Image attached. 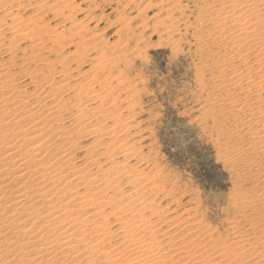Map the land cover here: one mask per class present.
I'll return each instance as SVG.
<instances>
[{"label": "rangeland", "instance_id": "1", "mask_svg": "<svg viewBox=\"0 0 264 264\" xmlns=\"http://www.w3.org/2000/svg\"><path fill=\"white\" fill-rule=\"evenodd\" d=\"M12 1L14 2L15 7L12 9L14 15L17 14L18 18L21 13V16H23L26 21L29 19L28 22H30V27H32L36 21V25L32 27L36 33L35 35H37L34 36L41 37L45 40L42 41L45 43H42L41 45L46 48L43 51V59L45 60V58H47L45 60L46 63L37 61L30 65L32 70L37 66L39 67L37 68L40 69L38 70V74L43 72L39 74L41 79L44 80L42 84L45 83L47 85V81L49 80V83L51 82L50 84L56 83L57 78V82H63L60 84L57 83V85L63 86L65 84L61 87L63 88L61 90V92L63 91V95L60 94V98L62 100V98L66 99L67 97L66 100H62L64 102L63 105H66V107H68V105L71 107L75 104L77 100L76 96L78 95L75 92L80 93L79 91L84 90V92H81L82 101L85 100L86 102L87 99L84 98L89 95H91L89 98L94 100L91 102L93 111L87 112L86 117L89 119L94 115L95 117L88 120L87 124L93 125V123H95L93 121L96 119V121L98 120V123L100 121L102 125L105 124L112 129L110 131L111 136H102L104 134L100 133V136H97L99 134H95L96 137L95 135H92L89 138L83 137V140L82 138L78 140H81V146L87 145V148H97L96 150L93 149L94 151H97L98 148L101 150L108 149L104 152L105 155L102 152L96 157L100 160V162L98 160V164L102 167L97 165V167H91L89 169H92V171L95 172L96 170L94 169H99L100 167L102 170L100 169L99 173L102 171L100 174L103 176L106 175L109 167L111 169V167L114 166L119 167L125 165L126 171L133 170L131 171L132 173L130 172V176L127 175L126 178L114 174V176L117 177V180L121 177L120 180L123 181L121 182L118 180L119 183L115 181L114 184L116 187L118 186V188H120H117V191H115L116 187H114L115 185L112 183L110 184L112 187L108 185L104 188L105 190L106 188L108 191L110 190L109 192L107 190L106 192H99L104 193L100 194V197L102 196L104 200L105 197L106 199L109 198V200H105V203L103 204L108 205L109 203V205L104 206L105 208L101 206V208H103H100L99 210H103L105 214V217L103 215L102 218V222L104 223L105 221L107 224L105 226L110 227L111 231H115V233L114 231L112 232L113 237H116V235L119 236V234H117L118 222H115V219H118V217L126 219L127 217V221L143 220V223H147L144 227L152 222L154 226L151 224L149 226H156L155 229L159 230L158 235L161 236L163 234H168V237H173V239L175 238L174 240L177 239L176 241H173V244L178 245L181 241L182 246L190 245L191 247H189V249H193L192 246L195 245V256H199L200 258L203 256L202 259H205L207 255V258L211 261L214 258V263L229 264L232 259H238V261H235V263L233 260L231 264H257L258 261L261 263L260 261L264 260V257L262 256L264 254L261 253L262 255H258L260 254L258 249L255 252L256 254L251 253L252 257L250 256V253H248L244 258L246 261L243 258L234 257L235 255L233 254H236L234 250L235 248L237 249V247H248V241H251L249 243V245H251L249 248L255 247L256 245H254V243L262 244L261 241H264L261 238L263 235L261 231H264V229L260 227V223L256 224L258 223L257 221L260 220V215L258 213H260L259 211H261L263 207L259 201L253 198V195H256L255 193L262 190L261 187H263L264 155H261L262 157L258 156L259 158H252L250 155L251 151H246L249 148V145L246 146V144H248L247 134L244 133L247 137H245L244 134L236 135L238 131H243L242 128L244 126H240V121L243 117L240 116V114L233 116L234 114H229V110L225 109V106L222 105L224 108L221 107L222 102L225 104L226 101L228 102L230 99H237L236 102L239 101V107L241 108V102L245 101L247 95L245 92L243 93L245 90H242L241 93L238 91V96L237 94L235 96L226 93L227 91L223 88L218 89V84L221 83V81L223 82L230 79L234 74H241L240 76L249 77L247 74L248 68L256 66L253 58V53L255 51L247 49L246 53H251V56L247 62H243V56L241 53H236V50L232 49V47L236 45V41L230 39L231 37L228 36H226L225 39L217 36V32L223 27L215 25L214 21L207 18L205 8L210 3L206 2L207 0ZM12 1L9 0V2ZM28 2L29 5H27ZM19 4L20 6H17ZM5 8L11 10L9 6H6ZM15 9H18L17 12ZM1 13L2 11L0 10V20H4L5 18ZM9 17L6 18L8 20L4 21L10 23L13 17ZM38 18L40 20H38ZM39 29H45L44 31L46 32V35ZM18 33H20V31ZM61 35H64L63 38ZM47 38H49V41ZM50 38L52 41H50ZM57 40L59 41L58 44ZM25 42H23L22 47H27L29 49V45L31 46L30 41ZM58 46L60 48H57ZM244 53L245 52H243V54ZM6 57V54H4L3 58L5 59ZM66 57H68V60L71 58L69 62L65 59ZM62 62L64 63L62 64ZM17 64H20V62ZM58 64H62V68ZM45 66L49 67L52 71L45 68ZM18 68L19 66H15L12 68V72L16 74ZM60 69H63V71L66 69V71L63 72L60 71ZM232 71H234V73ZM48 73L50 74L48 75ZM55 73L59 74L60 77ZM228 73L229 75L231 73V75L229 76ZM255 73V70L251 72L252 75ZM51 74H53V78L50 76ZM62 75H64L63 79L66 81L60 79L63 77ZM254 78H256L257 81L259 80L257 76ZM22 80V85H27L32 89V87L29 86V79L27 77L24 79L22 78ZM71 83H74L75 86ZM45 84H43L44 87H46ZM50 84H48V86ZM82 84L86 86L89 85V87L86 88L84 85L83 87L80 86ZM57 85L54 84V86ZM243 86H245V83H243ZM77 87L84 89L78 90ZM74 88L76 89L74 90ZM85 88L89 90V92L85 91ZM255 89L257 88H251L250 93H252V91L255 93L253 92L254 94L252 93L250 96L254 97L253 95L259 93ZM64 90L66 91L65 93ZM92 90L93 94H90L92 93ZM70 92L73 93L71 94ZM87 94L89 95L87 96ZM243 94L245 95L241 97ZM69 96L71 99H69ZM263 96L264 94H261L260 96L262 100L264 98ZM62 101L60 103H62ZM69 102H71V105ZM212 102L214 103L213 105H211ZM250 104L252 105V109H256L255 100L250 102L249 105ZM248 107L249 106L246 108L245 105L244 109L248 110ZM107 110L110 111V115L105 113ZM220 110L223 111L221 112ZM101 111H103L102 114ZM219 111L221 113H219ZM90 112H92L93 116ZM97 113H100L101 115H97ZM106 114L107 116L109 115L107 118L105 117ZM227 116L229 117L227 118ZM108 118L110 119L108 120ZM117 119L119 124H116ZM232 119H236L235 122L232 121ZM241 122L243 123V121ZM100 123L99 126L102 127ZM107 126H103L104 132L110 130L109 128L106 129ZM239 126L242 128H239ZM250 127L252 128L251 131H253V126ZM247 131L249 132V130ZM234 136L236 139L238 138L237 141ZM238 136L242 138L245 137L246 141ZM92 138H94V140ZM112 139L116 142H111ZM100 141H103L104 144ZM124 142H126V144ZM94 143L96 146V143H99L101 146L99 145L95 147ZM118 144L119 147L126 145V147H128L126 148V151L131 149L126 152L125 159L119 157L121 155L117 147ZM84 147L86 148V146ZM133 148L135 149L133 150ZM109 150L112 151V154ZM108 151L109 153H107ZM84 154L88 155V153L82 152L79 153L78 157ZM82 157V159L78 158L77 160L78 167H82V165L84 166L86 162L85 160L88 158V156ZM109 158L115 163L118 161V165L114 163L110 166ZM249 158L251 159L249 160ZM105 161L108 164H106ZM101 162H103V165H101ZM253 165L255 168H253ZM258 165L262 167V171L259 174L256 172L259 170L257 168ZM107 167L108 170L106 169ZM103 169H105L104 172ZM255 169L257 170L255 171ZM121 170L118 171L120 172ZM99 173L97 172L96 175L102 176ZM110 175L113 176V173L106 175L108 178H111L109 180L114 179V176L112 178ZM124 181H126L127 185ZM131 181H135V184L133 183L134 186L130 183ZM151 185L153 186L151 187ZM260 185L262 186L260 187ZM101 189L102 187L99 191ZM140 189H142V191ZM84 190H86V188ZM140 192L141 197L139 195ZM107 194H110L111 197L115 196L116 198L114 197L113 199V197L111 198L110 195L108 196ZM121 194L123 197L127 194L126 198L128 196L129 201L136 197L139 199L143 198L141 201L145 203L143 204L144 208L139 207L138 209V206H133L134 209H138L136 210L137 212L141 211V213L138 212L139 216L134 209L132 211L128 208H126L128 210L122 211V215H116L119 214L117 209L119 207L116 208L113 204H115L116 201L118 202L119 199L121 200ZM136 194H138V196ZM131 196L133 198L130 199ZM250 198L252 199L248 200ZM126 201L129 202L127 199ZM110 205L113 206L111 207ZM89 206L86 207V212L90 214L96 209H94L93 206ZM246 206L248 207L246 208ZM148 207L149 209H147ZM153 209H155V211ZM141 215L145 218H141ZM113 216L118 217L114 218ZM129 216L136 217V219ZM115 227L117 228V231ZM165 230L168 231L166 232ZM139 231L141 232V230L136 231V235L142 238L149 233L147 231L146 233L141 232L140 234ZM163 231L164 233L160 234ZM261 233L262 235H260ZM181 236L185 242L188 238L189 242L185 244L184 240L181 239ZM199 236L203 237L199 239L200 243H197L196 241L198 240L196 237L199 238ZM193 237L194 241L189 239H193ZM145 238H147V236H145ZM118 239L119 237H116L112 239V241L115 243L119 241ZM256 239L258 241H256ZM201 243H203V246L200 245ZM234 244L235 247H232L231 249V246H234ZM224 245L227 247L225 246V249H221L220 247L222 246L224 248ZM162 247L167 248V243H164ZM195 247H197V249ZM202 248L206 251V255H204L205 252L201 251ZM196 250L201 252L196 253ZM230 253H232L231 256L233 255V257L230 256ZM225 254L228 255L229 259ZM208 255L210 257H208ZM248 256L249 259H247ZM260 256L261 258H259ZM241 260L244 261L242 262ZM206 261H208V259ZM239 261L241 263H239Z\"/></svg>", "mask_w": 264, "mask_h": 264}, {"label": "bare ground", "instance_id": "2", "mask_svg": "<svg viewBox=\"0 0 264 264\" xmlns=\"http://www.w3.org/2000/svg\"><path fill=\"white\" fill-rule=\"evenodd\" d=\"M206 2L210 3V4L208 3L209 5L206 6V8L204 7L205 13L207 14V18H209V20L214 21L215 25H218L219 27H221V26L223 27L222 29H220L221 32L220 31L217 32L218 33L217 36L220 38H223V39H225L226 36H228V37H231L230 39L235 40L236 45L233 46L232 49H235L236 53L237 52L241 53V55L243 56V58H242L243 62H247L249 60V57L251 56V53H246L247 49H251L252 51H255L253 53L254 54L253 58H254L256 66L250 67V68L247 67L248 70L246 68V70L248 71L247 74L249 75V77L248 76H240L241 74L240 75L234 74L231 76L230 79L223 81V82L221 81V83L218 84L219 86L218 85H215V86H218L219 87L218 89L223 88L227 91L226 93L232 94L235 96H236L238 91H240V93H241L242 90H245V91H243V93L245 92L247 94L245 97L246 99H245V101H242L244 103H242L240 101L242 104V105L241 104L240 105L243 108L239 107V103H238L239 101L236 102L237 99L232 100L230 98H229L230 100L228 102L226 101L225 104L222 101L226 100V99H223L221 101L223 103V104L221 103V107H222V105L225 106V109L229 110V114L230 113H232V115L234 114L233 116H237L240 114V116L243 117L241 120V121H243V123L240 121L241 125L238 124L242 127L244 126L243 128L239 126V128H242L243 131H241L238 128L240 131H238V133H236V132L235 133H236V135L237 134L241 135L244 133L247 134L248 144H246V146L249 145V148L247 147L248 149L246 151L247 152L251 151L250 155L252 156V158L258 157V156L262 157L261 155H264V98L262 100L260 96H261V94H264V0H218V1L217 0H207ZM27 5H29V2ZM41 5H43V4H41ZM6 6H9V8L11 10H9L8 8L6 9L5 8ZM17 6H20V4ZM13 7H14L13 1L9 2V0H0V10L2 11L1 14H3V17L5 18V19L4 18L3 19L8 20L6 18H8L9 16H10L9 18H11V16L13 17L11 19L10 23H7L4 20H0V264H221V263H214L213 262L214 258L212 259V261L209 258H207L206 251H204L203 248L201 251L205 252V254H204V255H206L205 259H202L203 256L201 254H200L202 256L201 258L199 256L198 257L195 256V250H194L195 245L192 246L193 249H189V247H191V246L190 245L189 246H186V245L182 246L181 241H180L181 244L180 243L178 245L173 244V241H176L177 239L174 240L175 238L173 239V237L172 238L168 237L167 236L168 234H163L161 236L158 235L159 230L155 229L156 226L153 227L154 225L151 221H150L151 223H149V225L150 224L153 225L152 227H150L149 225L144 227V225L147 223L146 222L143 223V220L142 221H129V220L127 221L126 220L127 217H126V219L125 218L124 219L119 218L118 216L122 215V211H126L128 209L133 211L135 206H138V209H139V207L144 208L143 204H145V203L141 201L143 198L139 199L136 196H135L136 198H133L131 196L130 199L131 198H133V199H131L129 201V197L127 196V198H126L127 194L124 197L122 196V194L120 195L121 200L119 199V201H118L119 203L117 201L116 202L113 201V202H115V204H113V205L116 206V208L119 207V208H117L119 214H116V215H118L117 216L118 219H115L116 220L115 222H118L117 223V226H118V233L117 234H119V236L116 235V237H119V239H118L119 241L115 242V243L112 241V239L116 238V237H113L112 232L114 230L111 231L110 227L105 226V225H107L105 223V221H104L105 224L102 222L103 215L105 217V214H104L103 210L102 211L99 210L101 208V206L104 207L107 205V204L106 205H103V204L105 203L104 201L105 200L108 201L109 198L106 199V197H105V200H104L102 198V196L100 197V194H104V193H99V192H101V191L106 192V190L108 191L107 188H106V190L104 189L105 186H108L112 183H113V185H115L114 184L115 181H117V183H119L118 180L121 179L120 176H122L123 178H126L127 175L130 176V174L132 173L131 171H133V170L129 171L127 169L128 171H126V166L124 164H122L124 166H119V167L114 166V167H111V169L108 166L109 170L107 167L106 169L108 171H107L106 175L113 173V176H114V174L115 175L118 174V175H120L119 176L120 178L118 180L116 179L117 177H115V176H114V179L109 180L111 178H108V176H106V175L103 176L102 174H100V173H102V171L99 173V170L101 169L100 167H102V166H100L98 164L99 159L96 157L98 155H100V153H102V152L104 154V152L108 149L106 148V150H101L98 148L97 151H94L93 150V149H95L94 147L92 149L91 147L87 148V145H84V146H86V148H85L83 145L81 146V142H80L81 140L80 141H78V140L80 138H82V140H83V137L89 138L90 136L95 135V134H99L97 136H100V133L104 134L102 136H109V135L111 136L110 131L112 129H110V127H108L105 124L102 125L99 121V123L102 125V127H100L98 120L96 121V119H95V121H93V122H95V123H93V125L87 124L88 120L95 117V115L93 116L92 112H90V114L93 116L92 118L89 119L88 117H86L87 112L93 111V107L91 106V102L94 100L89 98V97H91V95L87 94V96L88 95L89 96L84 98V99H87V101L86 102H85V100L82 101L83 99L81 97L82 96L81 92H84V90H83L84 88L81 89V87L80 88L77 87L78 90L79 89L83 90V91H79L80 93L73 91V92L78 94V95L76 94L77 100H76L75 104L72 105L71 107H69V105H68V107H66V105H63V103H64L63 101L66 100L67 97L65 96L66 99L62 98V100L64 99L63 101L60 98V94L63 95V93H62L63 91L61 92V90L63 88H61V87H63L65 84L63 86L57 85V83L60 84L63 82H60V83L57 82L58 81V78H57L56 83L50 84L51 83V82L49 83L50 80L47 81L45 79L48 82V84H50V85L48 86V84L46 85L45 83H43L46 85V87L48 86L47 88L44 87V85L42 84V82H44V80L41 79V77L39 75L40 73H43V72H40L38 74V70H40V69H37V68H39L38 66L36 68L32 67V68H34L33 70L30 68V65L34 64L33 62L41 61V62L46 63L45 60L47 58H45V60L43 59V57H44L43 51L46 48L41 45L42 43H45V42H42L44 39L41 37L40 38L35 37L37 35H35L36 33L32 27H34V25H36L35 24L36 21H35L34 25L32 27H30L29 26L30 22H28L29 19H27V21H26L23 18V16H21V13H20L19 17L17 18L18 15L17 14L14 15V12H12ZM17 10H16V12H17ZM71 10H72V8H71ZM31 15H32V13H31ZM68 16H69V14H68ZM38 20H40V19L38 18ZM72 24H74V23H72ZM39 30H41L42 33L44 32V34L46 35V32L44 31L45 29H39ZM19 31H20V33H18ZM68 31H70V30H68ZM51 34H52V32H51ZM214 35H216V34H214ZM61 36H59V37H61ZM63 36H62V38H63ZM47 39L49 41V38H47ZM64 39H65V37H64ZM25 41H30L31 46L29 45V49L27 47L26 48L22 47L23 42H25ZM50 41H52L51 38H50ZM51 43H53V42H51ZM58 43H59V41L57 42V44ZM57 48H60V47L58 46ZM99 48H97V49H99ZM61 49H62V46H61ZM82 50H83V48H82ZM243 52H245V53L243 54ZM4 54H6V56H7L5 59L3 58ZM67 58L68 57H66L65 59H67ZM70 59L71 58H69V60ZM69 60H68V62H69ZM18 62H20V64H17ZM47 62H48V60H47ZM63 63L64 62H62V64ZM62 64H58V65L61 66ZM43 65H45V64H43ZM52 65H50V66H52ZM15 66H17V67L19 66L16 74H14V72H12V68H14ZM55 66H57V65H55ZM246 66H248V65H246ZM45 68L50 69L49 67H46V66H45ZM61 68H62V66H61ZM66 69L64 71H66ZM43 70H41V71H43ZM254 70L256 71V73L254 75H252L253 73L251 74V72ZM57 71H58V68H57ZM60 71H63V69L62 70L60 69ZM70 71H72V70H70ZM232 72L234 73V71H232ZM53 73H54V71H53ZM46 74H47V72H46ZM49 74L50 73H48V75ZM55 74H57V73H55ZM62 74H64V73H62ZM52 75L53 74H51L50 76H52ZM57 75H59V74H57ZM92 75H94V74H92ZM96 75H98V74H96ZM228 75H229V73H228ZM230 75H231V73H230ZM62 76L63 77L60 79H62V81H63L64 75H62ZM256 76L259 79L258 81L256 80V78H254ZM25 77H27L29 79V86H31L32 89H30V87H28L27 85H22L21 80H22V78L24 79ZM59 77H60V75H59ZM42 78H45V77H42ZM52 78H53V76H52ZM64 81H66V80H64ZM243 83H245V86H243ZM54 84H56L57 86H54ZM71 84H73V86H75L74 83H71ZM69 85H68V87H69ZM83 85L84 84H82L80 86L83 87ZM84 86H86V85H84ZM87 87H89V85L86 86V88ZM252 87L253 88L256 87L257 89H255V90L259 92L255 95H253L254 97L250 96L254 92V91H252V93H250L251 92L250 90ZM67 89H66V91H67ZM71 89H72V85H71ZM75 89L76 88H74V90ZM66 91L64 90V93ZM85 91L89 92V90H87V89ZM220 91H222V90H220ZM73 92H70V93L72 94ZM91 92L92 93H90V94H93V90ZM224 94H225V92H224ZM68 95H70V94H68ZM244 95L245 94H243L241 97H243ZM220 96H221V94H220ZM237 96H238V94H237ZM226 97H228V96H226ZM233 98H234V96H233ZM69 99H71V97ZM93 99H95V98H93ZM227 100H228V98H227ZM243 100H244V98H243ZM254 100H255L256 109H252L251 108L252 105L251 104H250L251 106L249 105V103L253 102ZM61 101H62V103H60ZM213 102L216 103L215 101H213ZM213 102L211 105L214 104ZM70 103L71 102H69V104ZM245 105H246V108H247V106H249L248 110L244 109ZM218 107L221 108L220 106H218ZM222 108H224V107H222ZM250 108H251V110H250ZM107 111H105V113L109 114L110 111H108V112ZM220 111H219V113H221L223 110L221 112ZM102 112L103 111H101V114H102ZM241 113H242V115H241ZM90 114H88V115H90ZM98 114H100V113H97V115ZM108 116L106 114L105 117L107 118ZM111 116H112V114H111ZM228 117L229 116H227V118ZM110 118H112V117H110ZM110 118H108V120ZM117 118H119V117L117 116ZM227 118H225V119H227ZM97 119H99V118H97ZM102 119H103V117H102ZM119 120H120V118H119ZM235 120L232 119V121H234V122H235ZM117 123H118V119H117L116 124ZM103 126H107L106 129L109 128L110 130H107L104 132ZM250 126H253V131H251L252 128ZM236 128H237V126H236ZM246 129L249 130V132ZM124 131H126V130H124ZM112 134H115V133H112ZM244 136L247 137L245 134H244ZM95 137H96V135H95ZM238 137H240V136H238ZM245 137H243V138L240 137V138L245 140ZM92 139L94 140V138H92ZM96 139H95V141L97 142ZM109 139H111V138H109ZM235 139H236V137H235ZM237 139H236V141H237ZM117 140H119V139H117ZM113 141H115V140L112 139L111 142H113ZM123 141H125V140H123ZM245 141H243V142H245ZM100 142L103 143V141H100ZM247 142H245V143H247ZM124 143L126 144V142H124ZM133 143H134V141H133ZM96 144H97V146L100 145L99 143H96ZM94 146L97 147L95 145V143H94ZM102 146H104V145H102ZM105 146H106V144H105ZM117 147H118V150L120 151V155H121L119 157L125 159L126 158V152H128V150H129L128 149L126 151V148H128V147H126V145H122L119 147V144ZM134 149L135 148H133V150ZM116 150H117V148H116ZM79 151L86 152V153H88V155L84 154V155H81L80 157H78L79 153H82ZM109 151L107 153H109ZM114 151H115V149H114ZM110 153L112 154V151H110ZM133 155H132V157H133ZM250 155H248V156H250ZM82 156H85V157L88 156V158H86V160H85L86 162H85L84 166L82 165V167H78L77 160H78V158H81ZM258 158H256V159H258ZM250 159L251 158H249V160ZM108 160H110V162H109L110 166H112L115 163V162H113V160L111 161L110 158ZM123 161H125V160H123ZM99 162H100V160H99ZM258 162H260V161H258ZM101 163H102L101 165H103V162H101ZM105 163H106V161H105ZM117 163H118V161H117ZM117 163H115V164H117ZM119 163H120V161H119ZM106 164H108V163H106ZM97 165L100 167H99V169H94V170H96L95 171L96 173L93 172L92 169H89L91 167H97ZM258 166H257V168L259 170L255 169V171L257 170L256 172L259 174L262 171V167H260V166L258 167ZM253 168H255L254 165H253ZM263 168H264V165H263ZM104 170L105 169H103V172H104ZM118 170H121V171L119 172ZM97 172L102 176H97L96 175ZM119 173H121V174H119ZM251 173H253V172H251ZM113 176L110 175V177H112V178H113ZM134 177H135V175H134ZM103 180H104L105 184L103 183ZM135 181L130 182L132 184V186H134ZM121 182H123V181H121ZM124 182L126 183V181H124ZM152 184H154V183H152ZM83 185H84V188H83ZM126 185H127V183H126ZM262 185L264 187V183ZM262 185H260V187ZM123 186H125V185H123ZM152 186L153 185H151V187ZM101 187L104 190L101 189L99 191V189ZM114 187H116V185ZM135 187H133V188H135ZM263 187H261L262 190H259L258 192L255 193L256 195H253V198H255L257 201H259L261 206L263 207L262 210L259 211L260 213H258L260 215V217H259L260 220L257 221L258 223H256V224L260 223V227L264 229V188ZM85 188H86V190H84ZM117 188H118V186L116 187V190L115 189L114 190L117 191L118 189H120V188H118V189ZM111 190L113 191L112 188H111ZM140 190L142 191V189H140ZM112 191H111V194H112ZM119 191H121V190H119ZM137 193H139V192H137ZM136 195L138 196V194H136ZM139 195L141 197V192ZM110 197H111V195H110ZM112 197L114 199L115 196H112ZM126 199L129 202H127ZM251 199L252 198H250L248 200H251ZM111 201H112V199H111ZM257 201H255V202H257ZM113 202H110V203H113ZM246 203H248V202H246ZM108 205H109V203H108ZM258 205H259V203H258ZM87 206H89V207L93 206L94 209H96V210L92 211L89 214L86 212ZM111 207H110V209H111ZM247 207L248 206H246V208ZM113 208H115V207H113ZM126 208H128V209H126ZM256 208H257V206H256ZM138 209L135 208L134 210L136 211ZM147 209H149V207ZM153 210L155 211V209H153ZM255 210H257V209H255ZM138 212L141 213V211H138ZM138 212L136 211V213H138ZM253 214H255V213H253ZM112 215H115V214H112ZM112 215H111V217H112ZM138 216H139V213H138ZM129 217L132 218L133 216H129ZM140 217L145 218V217H143V215H141ZM134 218L136 219V217H133V219ZM99 219H100V221H99ZM255 219H253V220H255ZM148 220H147V222H148ZM251 222H252V220H251ZM251 226H252V224H251ZM258 229H259V227H258ZM137 230H141V232H143V233H146L148 231L149 232L148 235L147 234L145 235V236H147V238H145L144 235H143L144 238L136 235ZM256 230H257V228H256ZM116 231H117V228H116ZM186 231H187V229H186ZM259 231H257V232H259ZM141 232H140V234H141ZM172 232H174V231H172ZM261 232L263 233V235L261 233L260 235H262V237L261 236L260 237L262 238V240H264V231L262 230ZM114 233H115V231H114ZM162 233H164V231L161 232L160 234H162ZM195 234H197V233H195ZM184 235H186V234H184ZM171 236H174V235H171ZM191 237H192V235H191ZM194 237H195V235H194ZM194 237H193V239L192 238H189V239L194 241ZM201 237H203V236H201ZM201 237L200 236H199V238L196 237V239L198 240V241H196L197 243L200 241L199 239ZM209 238H210V236H209ZM181 239H183L182 236H181ZM256 241H258V240L256 239ZM188 242H189L188 238H187L186 242L184 240L185 244ZM201 242H203V241H201ZM248 242L250 243L251 241H248ZM164 243H167V246H168L167 248L162 247V245ZM231 243H232V241H231ZM249 243H248V247L240 246L239 248L237 247V249L235 248V250L233 248V250L236 252V254H233V255H235L234 257L244 259L248 255V253H250V256H251V253H255L257 249H258V252H260V254H258V255H262L261 253L264 254V241L263 242L261 241L262 244H260V243L255 244L253 242L254 245H256L253 248H249V246H251V245H249ZM202 244L203 243H201L200 245H202ZM236 245H237V243H236ZM205 246H207V245H205ZM222 246H223V244H222ZM222 246L220 248L225 249L226 245H224V248ZM232 247H235V244H234V246H231V249H232ZM195 248L197 249V247H195ZM232 251H230V252H232ZM197 252H199V251L196 250V253ZM232 253H230V256ZM223 254H224V252H223ZM209 255H208V257L212 256V255H210V256ZM233 255L231 257H233ZM226 256L228 258V255H226ZM262 256L264 257V255H262ZM255 258H256V255H255ZM259 258H261V256ZM207 259H208V261H206ZM247 259H249V256ZM219 260H221V259H219ZM233 260L234 259H232V261ZM228 261H231V260H228ZM235 261H238V259L234 260V262ZM216 262H218V261H216ZM231 262L229 264H231ZM260 262L261 263H259V261H258L257 264H264V260L260 261ZM226 263H228V262H226ZM239 263H241V262L239 261ZM250 264H254V263H250Z\"/></svg>", "mask_w": 264, "mask_h": 264}]
</instances>
